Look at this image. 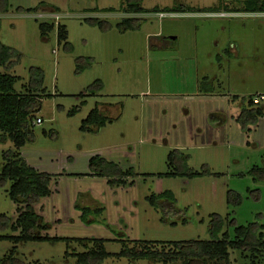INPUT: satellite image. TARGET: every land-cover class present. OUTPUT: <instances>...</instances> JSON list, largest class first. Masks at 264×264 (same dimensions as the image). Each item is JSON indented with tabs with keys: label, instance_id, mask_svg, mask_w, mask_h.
I'll list each match as a JSON object with an SVG mask.
<instances>
[{
	"label": "rangeland",
	"instance_id": "obj_1",
	"mask_svg": "<svg viewBox=\"0 0 264 264\" xmlns=\"http://www.w3.org/2000/svg\"><path fill=\"white\" fill-rule=\"evenodd\" d=\"M135 1L143 13H126ZM244 3L8 0V11L0 13V44L18 60L10 69L0 66V74L20 78L14 86L20 91L30 68H38L49 97L41 96L31 142L17 151L10 140L0 141V169L3 152L11 151L49 175V194L32 205L44 226L36 233L71 240L19 243L18 259L74 264L64 253L83 252L76 239L85 240L89 249L93 240H102L109 254L137 242L206 241L215 215L223 219L221 233L230 240L234 226L254 222L262 225L264 235V179L254 181L250 174L264 164V100L251 107L262 111L256 124L237 121L240 110L249 109L250 96L264 95V13H247ZM35 8L37 13L26 12ZM158 13L176 15L158 18ZM219 13L225 16H214ZM128 17L135 18L137 28L123 32L117 24ZM41 24L53 26L45 37ZM58 26L66 32L65 42L57 41ZM156 32L157 37L147 38ZM95 106L110 122L81 130ZM173 151L188 157L186 165L194 174H208L166 177L176 169L167 161ZM95 156L132 175L123 179L124 185L109 186L114 176H95L89 168ZM8 187L0 185V215L8 218L0 236L17 235L10 230L17 205L8 198ZM165 192L175 200L173 208L151 205L152 197ZM235 194L239 205L233 204ZM12 247L0 240V257ZM149 249L167 251L168 246ZM228 252V264H250L249 253ZM103 264L133 263L109 258Z\"/></svg>",
	"mask_w": 264,
	"mask_h": 264
},
{
	"label": "trees",
	"instance_id": "obj_2",
	"mask_svg": "<svg viewBox=\"0 0 264 264\" xmlns=\"http://www.w3.org/2000/svg\"><path fill=\"white\" fill-rule=\"evenodd\" d=\"M140 2L135 1L127 5L125 12L141 14L143 9L139 6ZM243 7L247 13L262 12L264 13V0H245ZM8 0H0V13H6L8 10ZM36 12L37 8L27 10L26 12ZM174 14V13H172ZM135 18H124L118 28L125 32L137 28ZM98 23L102 29L104 23ZM41 37H45L47 32L52 31L53 26L41 24L39 26ZM66 32L63 27L57 28V41L65 42ZM68 46L67 43L64 44ZM13 50L9 47L0 44V66L7 69L12 68L14 62L18 60V55L15 57ZM90 61V59H85ZM30 79L28 83L20 86V91L14 89L15 83L21 79L9 74H0V141L10 140L14 149L18 151L25 143L31 142L33 139L34 114L40 110V100L42 95L49 97V94L43 88V75L40 69L30 68ZM202 82L200 83V87ZM101 88V86H100ZM94 89L90 88V92ZM45 98V97H43ZM249 101V109L243 107L238 115L237 121L241 126L250 122L256 124L258 118L262 116V111L253 109ZM251 108V109H250ZM109 121L103 115L101 108L95 106L82 122L81 130H95L99 126H103ZM110 122V121H109ZM264 158V154H263ZM2 159L4 164L0 169V185L9 183L7 189L8 198L17 205V217L14 223L11 224L10 230L16 233L14 236H0V240L10 241L13 247L7 254L0 257V264H24L23 261L16 256V245L29 241H62L69 243L71 240L67 238H48L41 237L36 233L37 229H41L42 219L33 211L32 205L39 202V199L46 197L49 194L48 185L51 177L45 173H39L26 165L24 160L18 153L11 151L3 152ZM188 157L179 154L176 151L171 152L167 156L168 165L175 169L174 173L166 174V177H181L194 178L208 174L204 170L201 174H194L186 165ZM89 168L96 171L95 176L109 178L107 184L111 187L124 185L123 179L132 175V171L122 172L119 167L107 162L104 158L95 156L89 160ZM175 165V166H174ZM250 174L253 180L264 179V164L262 167H254ZM131 185V184H130ZM233 204L239 205L240 198L235 194ZM232 198V197H231ZM232 199L228 196L227 203ZM151 205L162 208L163 206L174 207L175 200L171 194L165 192L151 198ZM82 221L85 222V209L82 213ZM233 225V221L231 222ZM8 226V218L6 215H0V228ZM223 219L218 216H212L210 227L208 230L209 240H192L167 244L153 243H135L131 249H123L117 254H109L103 247L102 240H93V248H88L85 240L76 239L75 243L83 247L81 253H68L65 251V257L74 259V264H103L104 260L109 258H126L133 264L136 261L159 262L168 264L171 262H179V264H218L229 263L228 250H238L242 253L250 254V264H257L256 261H264V235L263 227L258 222L249 223L245 226H234L233 239L230 240L229 235L222 232ZM160 245L168 246L167 251H155L149 249L150 246ZM33 264H40L35 262ZM260 264V263H259Z\"/></svg>",
	"mask_w": 264,
	"mask_h": 264
},
{
	"label": "built area",
	"instance_id": "obj_3",
	"mask_svg": "<svg viewBox=\"0 0 264 264\" xmlns=\"http://www.w3.org/2000/svg\"><path fill=\"white\" fill-rule=\"evenodd\" d=\"M165 15H176V14H164V13H158L157 14V17L158 18H163ZM217 16H221V17H224L225 16V14H219V15H217ZM262 100H264V95H255V96H252V98H251V102L253 103V104H259L260 103V101H262Z\"/></svg>",
	"mask_w": 264,
	"mask_h": 264
},
{
	"label": "crops",
	"instance_id": "obj_4",
	"mask_svg": "<svg viewBox=\"0 0 264 264\" xmlns=\"http://www.w3.org/2000/svg\"><path fill=\"white\" fill-rule=\"evenodd\" d=\"M219 14H225V13H219ZM219 14H215L214 16H217V15H219ZM219 17H221V16H219ZM159 33L160 32H156V33H151V34H147L146 36H147V38H150V37H157L158 35H159ZM251 98H252V96H250ZM249 99V98H248ZM250 102H251V99H250ZM249 103V101L247 100V104ZM249 105V104H248ZM251 105L254 107V106H256V105H258V104H253L252 102H251ZM103 109V108H102ZM104 110H106V109H104ZM241 111V110H240ZM240 113V112H239Z\"/></svg>",
	"mask_w": 264,
	"mask_h": 264
}]
</instances>
